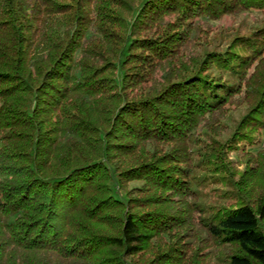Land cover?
Instances as JSON below:
<instances>
[{
	"label": "trees",
	"instance_id": "trees-1",
	"mask_svg": "<svg viewBox=\"0 0 264 264\" xmlns=\"http://www.w3.org/2000/svg\"><path fill=\"white\" fill-rule=\"evenodd\" d=\"M263 135L264 0H0V264H264Z\"/></svg>",
	"mask_w": 264,
	"mask_h": 264
},
{
	"label": "rangeland",
	"instance_id": "rangeland-1",
	"mask_svg": "<svg viewBox=\"0 0 264 264\" xmlns=\"http://www.w3.org/2000/svg\"><path fill=\"white\" fill-rule=\"evenodd\" d=\"M257 16H260V14H256V13H254V14H252L247 20L248 21H251V19H253V18H255V17H257ZM231 24V21L230 20H225V21H223V22H221V23H219V24H215L216 26H218V25H222V26H224V27H226V26H228V25H230ZM233 25H237V23H234L233 22ZM213 37V36H212ZM237 118V114L234 116V119H236ZM263 141H264V135H263ZM263 147H264V143H263ZM260 148V147H259ZM258 148V149H259ZM254 151H257V149L256 150H253V152ZM232 159L235 161V165H236V167H239V169H243V164H242V162L240 161V159H238L237 157H235L234 155H232ZM131 186V185H130Z\"/></svg>",
	"mask_w": 264,
	"mask_h": 264
}]
</instances>
